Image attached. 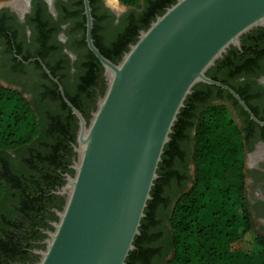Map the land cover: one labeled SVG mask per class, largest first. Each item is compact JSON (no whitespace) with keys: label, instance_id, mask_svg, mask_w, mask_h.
Returning <instances> with one entry per match:
<instances>
[{"label":"water","instance_id":"95a60500","mask_svg":"<svg viewBox=\"0 0 264 264\" xmlns=\"http://www.w3.org/2000/svg\"><path fill=\"white\" fill-rule=\"evenodd\" d=\"M85 40L100 62L105 89L87 121L77 118L76 154L64 184L58 220L37 264H125L140 233L165 144L197 83L226 89L258 123L243 99L206 72L250 29L264 26V0H175L141 29L117 62L92 37L83 0Z\"/></svg>","mask_w":264,"mask_h":264},{"label":"flooded vegetation","instance_id":"af4514ba","mask_svg":"<svg viewBox=\"0 0 264 264\" xmlns=\"http://www.w3.org/2000/svg\"><path fill=\"white\" fill-rule=\"evenodd\" d=\"M16 1L0 0V83L21 91L33 107L37 103L43 107V122L50 128L48 133L57 132V128L65 131L66 126L71 125L60 117V126L58 121H54L56 116L53 113L64 111L67 105L59 86L71 103L74 101L81 106V113L88 121L98 97L102 95L101 88L105 89V78L103 69L95 76V72L89 68L92 63L85 31L83 37L86 22L83 0H52L51 5L45 0H19V4ZM162 1L142 0L140 7L131 8L120 5L118 0L115 7L108 0H89L94 44L115 52L123 33L135 22L151 15ZM21 18L25 19L24 23H21ZM29 28L30 37L26 31ZM65 36L67 43H61ZM231 47L234 49L229 53L227 64L218 69L217 74L228 79L226 85L242 95L240 97L256 119L264 122V26L254 27L242 34L239 46ZM246 52L250 56L245 57ZM203 91L186 114L183 133L177 139L176 152H173V160L168 165L170 182L178 188L189 185L194 171L191 162L194 119L210 99L212 102H224L243 132L246 145L251 146L246 152V156L250 153L248 163L251 164L247 171L249 184L256 187V193L252 192L254 199L250 204L256 213L264 215V123L251 118L231 94L232 98L221 96L216 88ZM75 124L73 134L67 137L64 134L61 138L46 134L50 139H60L57 144L60 154L56 159L58 164L51 171L52 176H36L35 181H40L35 188L37 194L32 195L28 191L15 193L14 188L0 198V264L39 262L47 232L53 230L52 223L58 220L56 211L61 210L65 202V195L56 191L64 184L66 174L72 175L74 172L70 165L76 156L73 144L76 143L77 120L72 123ZM35 146L39 148V144ZM8 153L12 159L17 157L16 152L8 150ZM165 188L164 196L168 190ZM155 218L160 224L165 223L158 210L152 220ZM147 232L149 236L159 235L160 239L164 236L153 223L147 227ZM162 250L161 246L145 262L137 259L133 264H158L161 256L156 254Z\"/></svg>","mask_w":264,"mask_h":264},{"label":"trees","instance_id":"16d2710c","mask_svg":"<svg viewBox=\"0 0 264 264\" xmlns=\"http://www.w3.org/2000/svg\"><path fill=\"white\" fill-rule=\"evenodd\" d=\"M118 1L131 8L140 7L142 2ZM174 1L163 0L151 15L132 24L117 43L116 53L98 45L96 47L104 56L117 62L128 50L129 44L137 40L139 31L146 29ZM84 31L83 26V37ZM229 49L206 72L212 79L224 84L228 79L219 76L217 71L227 64L229 53L234 48ZM89 53L92 63L89 68L96 76L103 68L90 50ZM244 56H250L249 52ZM213 88L219 90L221 96L232 98L225 90L202 82L197 83L187 96L172 127L170 140L164 146L157 169L158 177L151 188L145 216L141 219L140 233L134 238V249L129 252L125 264H133L137 259L145 262L161 246L163 250L156 254L161 256L158 264H264V234L254 230L246 195L245 154L251 146L246 145L243 132L224 102H212L210 99L194 119L191 153L194 171L189 185L178 188L170 182L168 165L173 160V152H176L177 139L183 133L188 109L203 90L211 91ZM103 91L104 88H101L102 94ZM72 103L83 112L79 104ZM235 103L239 105L237 101ZM42 112L44 109L39 103L33 107L21 91L0 83V198L14 188L15 193L28 191L32 195L37 194L35 188L40 181H35L36 176H52L51 171L58 164L56 159L60 150L57 144L60 139L47 137L50 128L44 125ZM53 115L59 126L62 123L58 117L68 120L71 125L77 120L67 105L64 111L59 110ZM71 125L66 126L65 131L57 128V132L48 134L60 138L64 134L67 137L77 126L75 124L71 128ZM67 149L70 150V147ZM8 150L16 152L17 157L12 159ZM164 187L168 189L165 196L162 195ZM156 210L165 223L160 224L156 218L152 220ZM149 223L162 230L163 238L149 236ZM248 237L251 248L239 247V241Z\"/></svg>","mask_w":264,"mask_h":264},{"label":"rangeland","instance_id":"374dc122","mask_svg":"<svg viewBox=\"0 0 264 264\" xmlns=\"http://www.w3.org/2000/svg\"><path fill=\"white\" fill-rule=\"evenodd\" d=\"M120 5H123L121 3H119ZM229 109V112L232 114V112L230 111V108ZM250 154V153H249ZM249 154H245V181H246V195H247V199H248V202H249V205H250V209H251V212H252V217H253V225H254V230H256L258 233H261V234H264V215H261L260 213H256L253 208H252V205L250 204V201L252 199H254L252 197V192L255 194L256 193V187H252L250 186L249 184V175H248V171H247V168L248 166H250L251 164L248 163V156ZM192 170H193V167H192ZM250 241H249V237L248 238H243L241 241H239L238 243V246L243 248V249H250L251 248V245H250Z\"/></svg>","mask_w":264,"mask_h":264},{"label":"clouds","instance_id":"9594fccd","mask_svg":"<svg viewBox=\"0 0 264 264\" xmlns=\"http://www.w3.org/2000/svg\"><path fill=\"white\" fill-rule=\"evenodd\" d=\"M45 2H46L47 4H49V5H51L52 0H45ZM24 22H25V19H24V18H21V23H24ZM26 31H27V33H28V35H29V37H30V35H31V29L29 28V29H27ZM60 42H61V43H67V37H66V36L63 37V38L61 39ZM70 58H72V57L70 56Z\"/></svg>","mask_w":264,"mask_h":264},{"label":"bare ground","instance_id":"6f19581e","mask_svg":"<svg viewBox=\"0 0 264 264\" xmlns=\"http://www.w3.org/2000/svg\"><path fill=\"white\" fill-rule=\"evenodd\" d=\"M19 1V0H18ZM18 1H16L15 3L16 4H19V2ZM22 1V0H21ZM115 1H117V0H108V2L112 5V6H116V4H115Z\"/></svg>","mask_w":264,"mask_h":264}]
</instances>
